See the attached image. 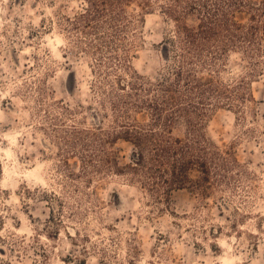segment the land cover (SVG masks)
I'll return each mask as SVG.
<instances>
[{
    "label": "rangeland",
    "instance_id": "rangeland-1",
    "mask_svg": "<svg viewBox=\"0 0 264 264\" xmlns=\"http://www.w3.org/2000/svg\"><path fill=\"white\" fill-rule=\"evenodd\" d=\"M86 6L0 0V264H264L262 33L252 54L192 61L224 93L197 122L216 160L204 192L167 195L128 167L137 148L125 131L187 94L180 24L138 0L118 25L90 23ZM172 128L189 135L182 119Z\"/></svg>",
    "mask_w": 264,
    "mask_h": 264
},
{
    "label": "trees",
    "instance_id": "trees-1",
    "mask_svg": "<svg viewBox=\"0 0 264 264\" xmlns=\"http://www.w3.org/2000/svg\"><path fill=\"white\" fill-rule=\"evenodd\" d=\"M133 1L85 0L87 6L81 18L92 23L110 17V25H118L123 20L126 6ZM138 1L144 10L159 6L180 24L177 34L182 50L179 62L182 65L175 75L187 82L188 91L180 99L169 94V99L156 104L154 119L149 128L129 124L132 127L125 131L126 140L132 142L137 149L133 162L128 167L138 178L143 179V184L154 190L162 189L167 195L174 190L184 189L187 185L198 192H204L203 182L211 174L209 164L216 160L214 156H209L216 154L207 151V147L212 145L206 135L198 130L197 122L201 121L199 125L203 127L206 119L221 104L219 101L214 103V97H222L224 93L213 82L204 83L200 80L192 61H198L197 65L201 66L208 54L223 58L230 49L240 48L245 53L252 54L250 45H254L258 33H262L264 40V0ZM120 11L121 13H117ZM239 13L249 15L247 24L236 19ZM189 16L195 18L197 25L187 23L186 17ZM162 86L167 92H173L169 90L171 86ZM162 106H169L172 112L164 115ZM178 119L184 120L189 127V135L184 139L172 137V125ZM192 170L199 171L202 177L192 179Z\"/></svg>",
    "mask_w": 264,
    "mask_h": 264
}]
</instances>
